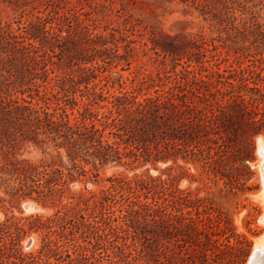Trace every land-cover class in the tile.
<instances>
[{"label": "trees", "instance_id": "16d2710c", "mask_svg": "<svg viewBox=\"0 0 264 264\" xmlns=\"http://www.w3.org/2000/svg\"><path fill=\"white\" fill-rule=\"evenodd\" d=\"M48 1L49 8H45L43 20L49 15L54 19L48 26L43 24L36 28L42 29L44 38L49 36L58 40L68 28L70 12L77 9L81 0ZM247 1L202 0L201 4L212 10L216 2L223 7L231 3L245 10ZM95 5L100 3L95 2ZM36 17L39 21L42 19ZM84 27L88 32V25ZM231 28L235 39L236 35L240 36L241 41L249 40L254 47L257 58L247 66L223 69L222 72L215 70L210 75L200 76L182 65V69L176 72L172 65L164 75L169 82L166 89L159 87L153 94H141L140 89L133 87L111 94L103 92L102 87L95 90L86 74L76 76L70 87L58 85L55 92L47 91L44 82L53 79L48 76L53 72L54 61H51L41 38L33 31H29L28 36L13 34L7 25H0V54L4 55L0 59V182L9 188L12 197H31L35 192L37 196L59 204L53 215L44 219L29 215L10 224H0V234L8 236V245L13 254H17L18 264H38L37 260L47 257L48 252L56 255V259L63 253L76 264H104L94 253L88 254L86 244L77 243L78 239L83 238V242L86 240L90 244V239L97 241L104 236L108 241V234L118 237L129 229L142 234L148 224L167 230L177 213L187 219L183 227H190L195 235L203 231L194 224V219L183 216L182 209L188 207L189 194L173 187L174 176L171 174L163 178L108 177L109 185L105 188L69 193V201L61 203V200L70 182L85 179L89 173L96 176L92 168L96 170L97 166L119 163L130 154L134 159L142 156L144 161L175 160L178 157L205 159L203 146L210 149L215 144L218 148L222 145L232 150L234 147L231 146L240 137L251 140L254 135L264 132V24L259 23L251 11L241 27L232 25ZM109 35L114 37L112 32ZM103 37L98 35V40H92L93 44H105ZM121 38L126 47L134 49L130 45L134 39ZM150 41L151 49L163 56L173 57L184 48V43L171 36H153ZM43 54L47 55L48 63L42 59ZM75 58V64L96 61V58ZM79 69L93 71L94 66ZM80 86L88 92L85 93ZM25 93L28 99L22 97ZM17 94L21 96L17 97ZM93 104L104 110H93ZM67 107L70 114L75 109L77 115L70 118ZM106 129L113 141L104 137ZM11 136L40 149L41 158L37 162L19 158L15 144L10 143ZM218 140L222 143L218 144ZM126 148L129 149L126 151ZM211 160L212 164H218L217 158ZM141 195L144 197L142 201L139 199ZM40 229L45 232L38 254H21L20 233ZM54 233L58 237L61 236L59 233L70 235L68 241L76 243L72 253H69L65 241L59 243L61 239L51 238Z\"/></svg>", "mask_w": 264, "mask_h": 264}, {"label": "rangeland", "instance_id": "374dc122", "mask_svg": "<svg viewBox=\"0 0 264 264\" xmlns=\"http://www.w3.org/2000/svg\"><path fill=\"white\" fill-rule=\"evenodd\" d=\"M201 1L81 0L77 9L69 14L67 30H63L58 40H55L49 36L44 38L42 29L36 28L43 24L48 26L54 19L49 15L43 20L45 8H49L48 0H0V25H7V30L13 34L28 36L29 31H33L41 38L51 61H54L53 72L48 76L53 79L44 82L47 91L55 92L58 85L70 87L76 76L86 74L92 80L91 86L97 91L102 87L103 92L116 94L136 87L141 90V94H153L155 89H166L169 85L164 75L172 65L176 72L182 66H187L194 74L204 76L215 70L222 72L223 69L245 67L257 58L250 41H241L237 35L235 39L231 27H241L242 21L250 16L251 11H254L256 20L264 24V0H248L245 10L231 3L223 7L217 2L214 9L209 10L202 7ZM95 2L100 5H95ZM36 16L42 19L39 21ZM85 25H88L90 33L86 32ZM111 32L114 37L109 35ZM98 35L104 36L105 44H93L92 40H98ZM122 36L135 40L130 44L134 49L125 46ZM153 36H171L177 42L184 43V48L173 57L163 56L151 49L150 39ZM233 41L237 43L233 44ZM1 57H4L3 53ZM75 57L96 58V61L75 64ZM42 59L48 63L46 54H43ZM93 66V71L79 69ZM37 72L42 74L40 69ZM37 81L40 82L39 79ZM79 88L88 92L82 86ZM39 90L42 95L41 87ZM20 96L17 94V97ZM22 97L28 99L26 93ZM91 108L98 112L104 110L95 104ZM66 111L71 113L69 107ZM75 115L77 113L73 109L70 118ZM107 132L108 129L104 131V137H108ZM15 137L11 136L13 139L10 143L15 144L14 149L19 158L34 162L41 158L40 149ZM108 139L114 140L111 136ZM219 143L222 141L218 140ZM231 147L234 148L231 150L222 145L218 148L215 144L210 149L203 146L205 159L178 157L175 160L144 161L142 156L134 159L130 154L119 163L97 166L96 170L88 166L96 176L89 173L85 179L70 182L61 203L70 200L67 198L69 193H87L107 187L108 177L163 178L171 174L174 176L173 187L189 194L188 207L182 209L183 216L194 219V224L203 231L195 235L193 229L183 227L187 219H182L177 213L167 230L148 224L142 234L129 229L118 237L113 233L108 234V241L102 236L97 241L90 239V244L86 240L83 242V238H79L77 243L86 244L87 253H94L99 262L104 264H248L258 245L256 252L259 259L256 264H264V160L258 154L259 149L264 148V132L254 135L251 140L240 137ZM210 157L217 158L218 164H212ZM8 190L0 182V224H10L29 215H39L44 219L52 216L59 207V204L47 197L37 196L35 192H32L31 197H12ZM139 199L144 200L143 195ZM27 202L32 203L33 209H23V204ZM44 232L40 229L20 233L21 254H38ZM59 234L61 236L58 237L54 233L51 238L61 239L59 243L65 241L69 253H72L76 243L68 241L70 235L67 233L65 236ZM16 255L8 245V236L0 234V264H18L20 261ZM56 257L48 252L47 257L42 256L37 261L38 264H76L75 260H70L63 253L60 258ZM71 257L74 255L71 254Z\"/></svg>", "mask_w": 264, "mask_h": 264}, {"label": "bare ground", "instance_id": "6f19581e", "mask_svg": "<svg viewBox=\"0 0 264 264\" xmlns=\"http://www.w3.org/2000/svg\"><path fill=\"white\" fill-rule=\"evenodd\" d=\"M259 140H260V139H259ZM257 152H258V150H257ZM259 153H260L261 156H262L261 159L264 160V148H263V149L260 148L258 154H259ZM260 154H259V155H260ZM263 160H262V161H263ZM262 163H263V162H262ZM263 177H264V176H263ZM263 182H264V181H263ZM262 190H263V189H262ZM262 193H263V192H262ZM262 196H263V195H262ZM263 199H264V198H263ZM261 218H263V217H261ZM262 220H263V219H262ZM263 239H264V238H263ZM261 243H262V242H261ZM263 244H264V243H263ZM255 245H256V244H255ZM257 246H258V245L255 246L254 251L252 252V254H251V256H250L248 262H251V261L255 260L256 258L259 259V255H258V253L256 252V249L259 248V247L257 248ZM263 246H264V245H263ZM262 248H263V247H262ZM260 249H261V247H260ZM260 249H259V251H260ZM259 264H262V263H259Z\"/></svg>", "mask_w": 264, "mask_h": 264}, {"label": "water", "instance_id": "95a60500", "mask_svg": "<svg viewBox=\"0 0 264 264\" xmlns=\"http://www.w3.org/2000/svg\"><path fill=\"white\" fill-rule=\"evenodd\" d=\"M23 209L26 211L33 209L32 203L27 202V203L23 204ZM256 263H257V258L251 262H248V264H256Z\"/></svg>", "mask_w": 264, "mask_h": 264}]
</instances>
